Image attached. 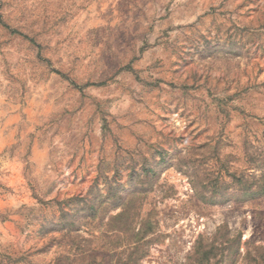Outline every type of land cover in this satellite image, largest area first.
I'll list each match as a JSON object with an SVG mask.
<instances>
[{"label":"rangeland","instance_id":"rangeland-1","mask_svg":"<svg viewBox=\"0 0 264 264\" xmlns=\"http://www.w3.org/2000/svg\"><path fill=\"white\" fill-rule=\"evenodd\" d=\"M263 189L264 0H0V264H264Z\"/></svg>","mask_w":264,"mask_h":264},{"label":"trees","instance_id":"trees-1","mask_svg":"<svg viewBox=\"0 0 264 264\" xmlns=\"http://www.w3.org/2000/svg\"><path fill=\"white\" fill-rule=\"evenodd\" d=\"M151 232H152V227H150V225H148V227L144 230V235L139 240V242H138L139 244H138L137 248H135V251L139 252L142 249L140 241H143L145 239L146 235L150 234ZM240 241H241L240 236L235 237L234 242L239 243ZM216 251H217V247H215V244L205 246V245H203V241H200L198 244L197 250H196V255L199 258V261H198L199 264L209 263V261L212 259V257L213 258L216 257ZM138 259H140V257ZM129 262H132V258L130 259Z\"/></svg>","mask_w":264,"mask_h":264}]
</instances>
